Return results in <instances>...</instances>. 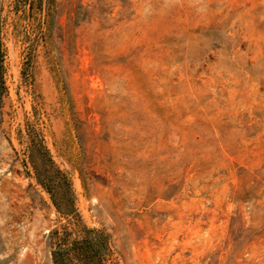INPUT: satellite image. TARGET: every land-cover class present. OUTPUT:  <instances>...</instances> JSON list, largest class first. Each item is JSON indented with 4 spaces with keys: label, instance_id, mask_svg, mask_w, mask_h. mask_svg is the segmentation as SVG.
I'll return each instance as SVG.
<instances>
[{
    "label": "rangeland",
    "instance_id": "rangeland-1",
    "mask_svg": "<svg viewBox=\"0 0 264 264\" xmlns=\"http://www.w3.org/2000/svg\"><path fill=\"white\" fill-rule=\"evenodd\" d=\"M94 234L264 264V0H0V264Z\"/></svg>",
    "mask_w": 264,
    "mask_h": 264
},
{
    "label": "trees",
    "instance_id": "trees-1",
    "mask_svg": "<svg viewBox=\"0 0 264 264\" xmlns=\"http://www.w3.org/2000/svg\"><path fill=\"white\" fill-rule=\"evenodd\" d=\"M102 234L87 235L78 240L72 247L59 246L53 252L55 264H70V251L80 255L82 264H103L104 240Z\"/></svg>",
    "mask_w": 264,
    "mask_h": 264
}]
</instances>
